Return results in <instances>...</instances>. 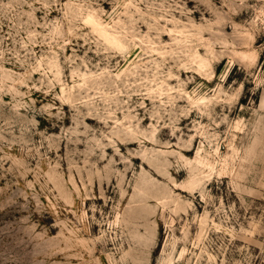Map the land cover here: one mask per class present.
Returning a JSON list of instances; mask_svg holds the SVG:
<instances>
[{
	"label": "rangeland",
	"instance_id": "rangeland-1",
	"mask_svg": "<svg viewBox=\"0 0 264 264\" xmlns=\"http://www.w3.org/2000/svg\"><path fill=\"white\" fill-rule=\"evenodd\" d=\"M0 264H264V0H0Z\"/></svg>",
	"mask_w": 264,
	"mask_h": 264
}]
</instances>
